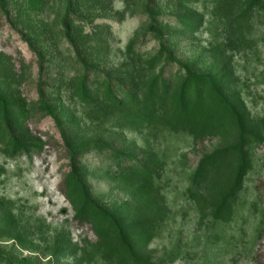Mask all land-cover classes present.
<instances>
[{"label":"rangeland","instance_id":"1","mask_svg":"<svg viewBox=\"0 0 264 264\" xmlns=\"http://www.w3.org/2000/svg\"><path fill=\"white\" fill-rule=\"evenodd\" d=\"M115 225L146 264H264V0H0V264H133Z\"/></svg>","mask_w":264,"mask_h":264},{"label":"trees","instance_id":"2","mask_svg":"<svg viewBox=\"0 0 264 264\" xmlns=\"http://www.w3.org/2000/svg\"><path fill=\"white\" fill-rule=\"evenodd\" d=\"M189 82V81H188ZM187 82V83H188ZM164 81L162 80L158 86H154L153 88L150 87V95H157L158 93H164ZM213 92H215V94L220 98L223 99V97L220 95V93H218L215 89L213 90ZM154 95V96H155ZM183 96H182V92H180V94L177 96L176 98V105L174 108V113L179 114V115H183L185 111V108H183ZM226 106H229V108H231V106L226 103ZM243 135L239 136V141L237 143V145L235 146V152H237L238 156H239V165L235 171L234 174V178H233V183L231 185V187L227 190L226 194L222 197L214 215H216L217 213H219L221 211V208L223 206H225L227 203H229L230 199L234 197V195L237 193L238 189H239V184L242 182L244 176L246 175L248 169H249V161L247 159V157L245 156V154L242 152L241 146L243 145ZM84 191V189H83ZM83 198L85 199L83 202V207L82 209L85 210V212H101L100 209L91 201H89V199H87V196L84 194ZM115 230H116V234H117V238L119 240H121L123 246L125 247V251L126 254L128 255L130 261L133 264H146L143 261H141L140 259H138L132 252L130 246L125 242L124 239V233L122 231L121 227L118 226H114Z\"/></svg>","mask_w":264,"mask_h":264}]
</instances>
